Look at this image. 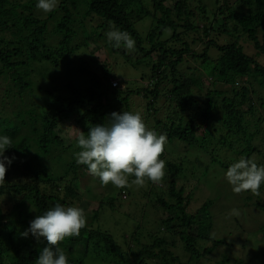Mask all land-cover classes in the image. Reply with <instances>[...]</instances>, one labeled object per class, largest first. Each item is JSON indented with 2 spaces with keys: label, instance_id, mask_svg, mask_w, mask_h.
<instances>
[{
  "label": "trees",
  "instance_id": "obj_1",
  "mask_svg": "<svg viewBox=\"0 0 264 264\" xmlns=\"http://www.w3.org/2000/svg\"><path fill=\"white\" fill-rule=\"evenodd\" d=\"M165 1L153 0L155 11H164L166 17L165 20L158 19V25L149 32L148 47L143 44L135 23L151 15V11L142 4L138 11L133 9L135 2L143 3V0H61L57 9L48 13L46 18L35 14L36 0H0V78L12 77L19 94L34 97V92L28 90L32 85L28 81H31L33 65L48 62L58 66L60 59L72 52L81 27L75 18V10L83 2L87 7L83 21H96V27L92 29L97 38H105L111 30L110 25L115 24L116 28L130 33L136 42L134 51L140 57L135 58L134 65L151 67L150 75L147 71L142 75L144 79H150L152 86L136 92L143 93L148 100L149 129L165 134L170 142L178 140L186 147L207 153L226 169L234 161V156L244 154L249 159L255 154L259 158L263 154L259 148L264 149V116L256 107L258 93L255 83L264 88V0H238L237 7L223 0L219 14H212L211 23L210 11L201 6L199 20L208 22L202 28L195 20L189 0H177L173 8L165 6ZM173 14L176 20L172 18ZM221 18L225 20L224 24L220 23ZM51 22L53 28L50 31ZM201 29L203 33H200ZM166 31L172 34L160 38ZM211 31L231 35L235 41L217 45L210 37ZM52 34L59 39L55 47L48 41ZM204 37H209V41ZM239 40L248 47V52L256 50V56L261 59L248 53ZM109 46L113 44L109 43ZM213 47L218 49L217 56L209 53ZM110 66L107 60L102 62L103 77L83 70L82 73L90 77V86L77 90L69 85L71 96L50 92L43 105L35 107L31 104L21 113L0 114V135L13 140L12 148L5 151V156L16 157L7 166L6 182L0 186V264H34L47 241L44 238L37 241L31 234L23 238L21 233L29 228L37 215L56 204L73 206L77 198L78 167L87 171V166L77 164L73 155L74 159L58 175L55 171L60 169H52L48 159V155L53 154L66 157L71 147L65 144L61 134L63 124L75 115V130L80 129L86 136L91 126H106L115 107L109 102L108 90L113 101L124 95L121 102L125 104L126 112H131L129 99L135 92L111 88ZM199 66L203 72L193 73ZM200 91L206 92V99L199 96ZM162 97H166L171 105L175 103L174 114L178 122L169 113L164 118H154L155 123L151 122L152 115L157 114L156 102ZM261 99L264 108V98ZM169 109L167 107V111ZM177 169L179 165L169 164L173 175L168 191L171 201L162 197L156 201V204L161 202L162 207L157 206L158 216L170 228V239L155 235L150 244H142L137 236L136 242L141 248L136 245L124 252L109 232L95 230L87 224L78 237L68 238L60 244L68 256V264H87L94 256L109 259L112 264H147L148 260L151 263L157 260L155 264H201L203 256L214 254L222 241L211 240L209 235L213 218L209 207L213 202L208 200L195 214L189 215L188 202L183 199L185 188L178 186L180 176ZM262 186L257 205L264 210ZM155 188L163 195V188ZM104 202L108 201L103 200L93 210L95 220L105 206ZM195 228L197 233L193 231ZM176 234L186 256L173 252L176 243L171 239ZM201 240H210L212 246L200 251L202 247L197 248V243Z\"/></svg>",
  "mask_w": 264,
  "mask_h": 264
},
{
  "label": "rangeland",
  "instance_id": "obj_2",
  "mask_svg": "<svg viewBox=\"0 0 264 264\" xmlns=\"http://www.w3.org/2000/svg\"><path fill=\"white\" fill-rule=\"evenodd\" d=\"M227 1L230 5L233 4L237 7L238 0ZM37 2L36 0L35 6ZM176 2L177 0H166L164 5L173 8ZM223 2V0H189L195 20L200 28L208 22L199 20L201 16L198 9L204 6L210 11L209 23H211L213 15L216 14L217 16L219 14V7ZM79 4L78 9L75 10V18L81 27L78 29V35L74 41L75 43L72 45V52L60 59L58 66H54L48 62H40L33 65V71L30 76L31 81H28L29 84H32L28 90L34 92V97L32 98L29 95L24 96L19 94V89L14 85L12 77H1L0 104L2 105L0 106V114L2 115L5 112L11 111L21 113L28 110L31 104L34 106L38 104L43 105L48 101L50 92L58 96H71L68 88L69 85L73 88L75 87L77 90L89 87L90 77L82 73V71L87 70L103 77L105 72L102 68V62L107 60L111 66L110 73L108 71L106 73H109L112 79L119 80L121 84L120 88L117 89L123 91L130 89L135 92L129 99L130 111L132 113L139 112L148 126L150 123L148 121L149 115L146 111L148 100L145 99L143 93L139 95L136 92L145 87L152 86L150 79L148 77L144 79L142 75L146 71L148 72L147 75H150L151 67H146V65L136 67L134 62L135 58L140 57L139 53L135 51L128 52L124 47L120 48L116 53L115 51L118 48L115 49L113 46H109L107 36L105 38H97L93 33L94 29H92L96 27V21L87 19L84 22L83 17L86 14L87 7L83 2ZM140 4L145 9L147 7L151 11V15H147L143 20L136 21L135 23L136 30L140 33L143 44L147 45L149 32L155 25H158V19L165 20L166 16L164 11H155L153 0H143V3L135 2L133 6L134 11L140 9ZM35 14L40 18L48 16V13H44L38 8L35 10ZM172 18L176 20L174 14ZM222 19L220 23L224 24L223 21L225 20ZM216 24H218L217 21ZM52 28L53 22L50 24V31ZM179 31L183 30L179 29ZM200 33H203V29L200 30ZM171 34V31H166L160 38L165 39ZM90 36L91 38L89 39L88 37ZM210 37L214 38L216 44L221 46L235 41V37L228 34L222 35L216 31H211ZM209 39V37L205 38L206 41H209ZM48 41L50 46L55 47L59 39H57L55 34H52ZM239 43L242 44V40H239ZM242 45L248 52V47L245 44ZM147 46L149 47V45ZM249 52L256 56V50L251 49ZM209 53L211 56H217L218 49L213 47L209 49ZM197 71L203 72V69L199 66L193 73L198 74ZM206 80L209 81V78H206ZM222 88L224 89L225 87L223 86ZM255 89L258 93L256 107L258 113L264 116V108L261 106L263 102L261 98H264V88L255 83ZM108 92H110L107 94L109 102L114 103L115 106L111 113L126 112V106L121 102L124 95L113 101L111 91L108 90ZM205 94V91L199 92V96L202 99H206ZM167 107H170L168 111ZM175 108V103L171 105L166 97L160 98L154 108L157 110V114L152 115L151 122L155 123L154 118H164L167 113L173 117L175 122H178L174 114ZM80 112L83 113V111ZM76 119L77 117L72 115L71 121L65 122L61 129L65 144L71 146L66 157L62 158L54 154L48 155L52 169H60L55 171L57 174L65 170L68 162L74 159L73 155L80 151L77 144V136L80 129L75 130L76 126L74 123ZM107 122L106 126L110 125L111 119H107ZM160 131L162 132V130ZM262 134H264L263 128ZM196 149L194 147H186L185 144L178 142V140L173 142L167 140L165 152L161 157V159L166 161L167 165L166 175L163 178L165 182L153 184L149 181L143 187L131 184V182L129 186L124 188H116L111 183L107 186H102L98 177L91 175L88 170L85 171L83 168L78 167V184L76 185V193L78 194L73 206L84 210L88 226L92 225L95 230L109 232L117 239V242L123 247L124 252H128L130 247L138 245L136 242L137 236L142 244H150L153 237L156 236L170 239V228L158 216L160 211H158L157 206L162 207L161 202L156 204V201L157 199H161V197L167 202L171 201V195L168 191L170 182L173 180V175L169 170V164H177L179 165L177 173L180 176L179 179L177 178L179 182L178 186L185 188L183 199L188 202L186 206L187 213L189 215L195 214L208 200L213 202L209 207L213 217L211 220L212 229L209 231V235L211 240H221L222 244L214 251V254L203 256L204 260L201 264H264V210L257 205L260 198L258 199L257 195H253L250 191L241 192L240 194L234 193L232 186L225 178L227 169L222 167L219 162L215 163L207 153H202V151H197ZM259 149H262L263 154L259 158L258 155L254 154V157L249 159L262 165L264 164V149L262 147ZM242 156L246 157L244 154L234 156L235 159L232 163L237 162ZM132 179L134 177H130V181ZM154 186L163 188V195H161L159 190L154 189ZM261 187L263 186L261 185ZM103 200H107L108 202H104L105 206L99 211L98 217L95 220L93 210ZM27 205L30 208V204ZM155 205L156 207H154ZM233 208L239 210V216L230 215V210ZM31 210L35 212L34 209ZM161 211L164 213L163 210ZM164 216L166 215L164 214ZM193 231L197 233V228L193 229ZM171 240L176 243V246L172 248L173 252L176 255L181 254L180 256H186L187 252L182 250L183 244L178 234L173 235ZM138 246L141 248L140 245ZM211 246L212 242L210 240H201L197 243V248L202 247L199 248L202 252L205 247ZM177 248L178 251H176ZM108 260L101 256H94L90 257L87 264H112ZM146 263L155 264L157 260L152 263L148 260Z\"/></svg>",
  "mask_w": 264,
  "mask_h": 264
},
{
  "label": "clouds",
  "instance_id": "obj_3",
  "mask_svg": "<svg viewBox=\"0 0 264 264\" xmlns=\"http://www.w3.org/2000/svg\"><path fill=\"white\" fill-rule=\"evenodd\" d=\"M58 5L59 0H38L36 7L50 13ZM110 28L106 33L109 43L116 48L123 45L128 52L135 50L136 42L130 33L116 28L115 24ZM114 81L118 86L112 85ZM120 84L119 80L111 78V88H120ZM110 118V125L91 126L87 136L79 131L77 144L81 150L75 154L77 164L86 165L88 172L98 177L102 186L111 183L116 188H124L131 182L143 187L149 181L161 184L167 168L166 161L161 159L167 146L166 135L149 129L139 112H113ZM12 143L11 137L0 135V186L6 182L7 166L16 159L15 156H5ZM130 177L134 179L130 181ZM225 178L234 193L250 191L258 196L261 185H264V166L242 156L228 167ZM230 215L239 216V210L231 209ZM86 226L82 208L56 204L37 215L21 236L28 238L31 234L37 241L41 238L47 241L34 264H68V256L60 244L68 238L78 237Z\"/></svg>",
  "mask_w": 264,
  "mask_h": 264
},
{
  "label": "built area",
  "instance_id": "obj_4",
  "mask_svg": "<svg viewBox=\"0 0 264 264\" xmlns=\"http://www.w3.org/2000/svg\"><path fill=\"white\" fill-rule=\"evenodd\" d=\"M112 85H113L114 87H115V86H118V82L114 81Z\"/></svg>",
  "mask_w": 264,
  "mask_h": 264
}]
</instances>
